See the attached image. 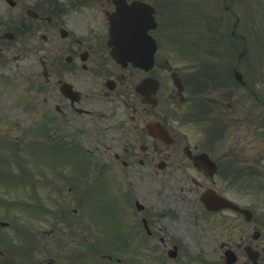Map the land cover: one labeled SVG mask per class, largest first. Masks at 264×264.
I'll return each mask as SVG.
<instances>
[{"label":"flooded vegetation","instance_id":"flooded-vegetation-1","mask_svg":"<svg viewBox=\"0 0 264 264\" xmlns=\"http://www.w3.org/2000/svg\"><path fill=\"white\" fill-rule=\"evenodd\" d=\"M195 1L0 0V129L19 126L18 109L38 146H77L87 132L101 169L157 181L172 209L156 215L218 227V242L203 245L216 264H264V29L240 26L253 15L242 0H200L206 26L185 39L177 19L190 17ZM147 38L152 65L112 56L115 42L141 50ZM2 159L8 198L11 164L20 169L9 140H0ZM44 164L48 190V157ZM135 191L134 202L148 200ZM205 193L230 205L220 199L209 210ZM138 214L153 228L148 238H159L154 255L180 251L156 231L151 209ZM44 264H93V252Z\"/></svg>","mask_w":264,"mask_h":264},{"label":"rangeland","instance_id":"rangeland-1","mask_svg":"<svg viewBox=\"0 0 264 264\" xmlns=\"http://www.w3.org/2000/svg\"><path fill=\"white\" fill-rule=\"evenodd\" d=\"M249 1H253L256 6H258L260 2V5L264 6V0ZM200 5L195 7L196 10ZM243 6L244 7L241 9L242 12L246 10V7L249 8V10L254 11L252 17H250V21L254 24L252 25L253 30L264 28V24L260 25V21H258L260 19L261 6H258L259 8L250 4L249 6ZM195 17L200 16L194 14L192 19L185 18L178 20L177 24L180 31L184 34H189L192 28H202L205 20L195 19ZM255 33H257V31H254V34ZM258 39H260V37ZM17 90L20 92L22 90L21 86L17 88ZM18 119L25 120V118L20 115L18 116ZM24 123L25 122L21 124L24 125ZM0 134H9L12 138L20 140L19 142L21 144H25V148L26 143L29 142L26 137L27 131L25 125L19 127L17 130L1 129ZM78 140L80 146L67 149V151L65 148L62 149L61 147L50 143L47 146V148H49L48 150H38L36 152L37 158L33 161L34 165L31 166L29 163L25 164L26 168L30 171L29 179L25 180V185H29L28 188H24L25 185H23V187L18 189V185H14V190L8 193L9 197L6 198L7 196L5 195L4 187L0 185V191L4 193L3 198L13 203L12 206L0 208V221L12 223L11 220L17 217L18 220L16 221L17 225L15 227L14 236H17L18 240L28 237L24 232L25 229L23 228V225L26 227L28 226L32 231L30 232L32 237L30 245H27L30 246V249H25H28V253L39 251L34 258L35 262L40 260L39 262L46 263L50 258L65 261L67 257H73V253H82L81 247L89 248L91 244L85 243L86 241H93V254L95 251L99 254L95 262V258L93 257L94 264L99 262L101 255L103 254L122 257L123 261L120 264H163V261L164 264H216L217 261L212 259L214 257L206 256L208 251L203 250L202 241L199 238L197 242L194 240V233L202 236L201 227L197 225L191 226L186 222L181 223L180 220H173L170 216L156 215V213L166 211L167 207H169V209L171 207L168 203H161V200L166 198V194L163 195L160 193V185L154 178L149 176L147 179L142 180H127L116 176L114 180L116 187L111 184L109 188V186L105 184L107 186H100L99 189L98 180L100 179V173H108L109 176L110 172H106V170L100 168V161L96 159L97 156L93 155V143L83 135L78 137ZM67 152H70L71 154H68ZM42 153H44V155H41ZM44 156L51 158L52 162L53 159H55L56 163H62L57 165V167H60L58 171L62 173L61 178L65 177L66 180L62 181V179H56L53 176L52 171H57V167L54 169L51 168V171H49V181L51 179L58 180L61 183L66 184L65 188L67 190L65 191L64 196L60 198L57 196V199H54L55 194L51 192L52 188H50V192H47L46 184L44 189L40 180L41 177H43V167L45 168L46 165L44 163L36 162L42 160ZM93 157L95 159L94 165ZM100 160L105 164L103 159L100 158ZM71 165L74 166V170H70L69 167ZM77 173L80 175V178L82 176V179H79ZM30 176H32L31 179ZM73 178H75L76 181H74ZM102 180L105 183H108L106 176L102 178ZM34 183H36L37 191H33L32 184ZM116 184L120 186L125 195L127 194L128 201H125V203L128 202L126 206H128L129 209H127L125 205L122 207L123 204L120 201L123 200V196L117 191L119 189ZM135 185H139L140 189L143 190V193H145L146 198L148 199L147 201L142 200L143 203L151 209V213L155 219L159 221L155 227L156 231L159 232L161 236L172 238L173 241L178 239L181 240V253L173 259L176 261H167L168 258L165 254H162L164 259L159 255H155V258H152L149 253L151 247L154 250H158V246L161 244L156 238L152 239L146 236L145 229H142V218L139 217L136 208L135 210L133 209L134 204L132 206L130 204L129 199H132V194L136 192ZM69 187L72 188L71 191L69 190ZM59 193L61 194L62 191ZM38 198L41 200L42 204H47V206H45L47 209L52 211L42 207L43 210L41 211V214L34 215V217L39 215V217L34 219L32 217H25L21 212L15 211L16 206L18 205V200L30 199V202L35 204ZM139 218L140 222L138 223ZM64 220H66V222H64ZM108 220L110 221L109 223H107ZM62 227H67L72 236L66 235L62 231ZM216 227L214 229L218 231V227ZM51 229H54V231L49 232ZM125 229L128 234V239L118 237L117 235L122 236ZM205 230L208 235L212 232V229L207 228V226H205ZM15 240L16 239L12 240L11 229L0 228V248L5 249L6 246L13 245ZM47 240L49 241L47 242ZM96 241H98V247ZM62 243H65V245L60 247ZM199 249L202 251L201 254H198ZM14 251L15 254L13 256L17 258V262L19 263L29 264L30 260L28 259L33 258L32 256L23 254L20 248L14 249ZM163 251L165 250L163 249ZM9 256H12V253H10ZM216 258L218 260L217 256ZM0 264L12 263L0 258ZM106 264H116V260L114 259L112 263Z\"/></svg>","mask_w":264,"mask_h":264},{"label":"water","instance_id":"water-1","mask_svg":"<svg viewBox=\"0 0 264 264\" xmlns=\"http://www.w3.org/2000/svg\"><path fill=\"white\" fill-rule=\"evenodd\" d=\"M117 45H118V43H117ZM117 47V49L115 50V53L119 56V57H122V56H125V52H123L122 50H120L119 48H118V46H116ZM135 61H139V60H137V59H134Z\"/></svg>","mask_w":264,"mask_h":264}]
</instances>
